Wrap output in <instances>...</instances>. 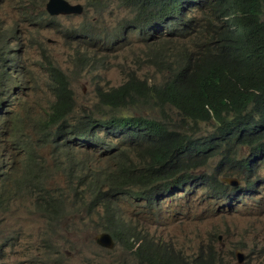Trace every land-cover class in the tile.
Masks as SVG:
<instances>
[{
	"label": "clouds",
	"instance_id": "clouds-1",
	"mask_svg": "<svg viewBox=\"0 0 264 264\" xmlns=\"http://www.w3.org/2000/svg\"><path fill=\"white\" fill-rule=\"evenodd\" d=\"M50 1L43 0L44 10L39 13L34 11L35 7L26 8L23 6L20 9L21 17L19 20L9 18L4 13H2L4 18L0 17L1 215H7L12 207V203L19 197H33L37 201L36 212L43 217H48L47 220L51 223L49 229H57L59 237H61L65 232H61L58 229L68 220L67 217L71 214L69 209H76L78 205L83 206L86 204L85 196L69 202L63 198L64 191L67 189L77 190L76 194L78 195L79 189L86 190L87 187L94 185L97 189L93 193V200L87 202V207L89 211H92L102 205L103 221L106 222L105 232L99 233L95 237L97 245L106 250H113L116 247V242H127L126 244L131 248L130 243H136L137 241L138 244L135 246L137 248L140 243H143L142 239L138 241L139 229L130 227L126 221L124 222L117 215L113 203L109 200V194H123L126 196L130 192H133L136 198L145 200L147 207L156 213L158 211L156 206L160 203L161 199H163L162 202H165L168 198L183 192L187 187H190V194L201 193L202 196L208 199L225 198L227 199L226 203L230 201L235 203L244 189L251 194L258 192L255 191L260 188V185L257 183L260 180V175L264 173V149L259 148L254 150L250 146H243L237 150V156H234L238 163L237 165L240 168L244 163L250 165L248 168L241 169L240 177H229V175L216 176L214 174L221 160L220 155L227 151L226 149H220L218 151L219 155L213 154L205 161L193 153L191 142L201 141L202 137L211 135L214 130L211 129L205 134H199L200 126L206 124L213 127V123H200L198 128L192 129L193 125H190L188 128L180 129L177 128L179 124L170 115L171 108L166 106L161 109L156 105L153 108H142L139 114H136L131 109H122L120 107L109 109L106 112L110 114L103 117L105 111L99 109L102 95L108 94L114 88L117 89L125 85L131 79L143 82L150 88L166 85L169 89V84L175 81L174 74L167 71V68L178 62V59L175 58L178 51L189 50L190 48L184 44L181 38L173 35L174 33L171 34L174 30L163 31L159 28L160 24H154L153 26L157 28L156 31L162 32L159 36H155L153 41L150 40L149 42H147L148 36H140L138 34L139 31L146 29L137 30L134 28L135 23H129L128 20L119 24L116 33L109 36H98L95 34V27L90 23L67 27L64 36L58 38V40L65 43L71 51V57L74 58L73 60L77 64V68L71 72L48 57L47 73L51 81V84L48 85V91L53 100L48 112L45 114L46 117L41 121L34 122L29 117L22 119L21 116L13 117L12 119L15 122L12 119L6 120L5 117L8 116L6 114L14 115L17 113L14 111L15 103L5 104L16 100L18 90H23V84L19 82L22 73L19 71L15 72V69L19 66V61L16 57L20 55L24 48L23 44H19L23 35L22 25H26L27 30L30 32L43 33L46 32L43 22L62 23V18L64 17L80 16L83 14L84 7L80 4L75 5L70 0L65 1L70 6H80L82 8L81 13L51 14L47 8ZM89 6L87 4V8ZM131 33L135 34L137 38H133ZM170 37H173L175 41L168 45L171 49L166 50L165 45L161 41L164 38ZM33 40L35 39L31 38V42ZM103 40H110L106 44L107 46L129 44L133 41L146 43L150 53L146 59H136V65H145L146 70H152L151 77L153 81H150L149 77L139 75L136 71H131L133 74H125L127 78L123 84L110 85L103 81L96 83L93 90L94 101L92 102H95L94 105L84 110L85 115L82 118L75 119L77 116L76 108L80 103L72 87L71 78L67 76V73H74L77 75V78L86 74H93L95 78L100 76V72L106 66L108 58H94L92 49L88 51L87 45L93 42L92 44H96L99 48V43ZM101 46L100 44V48ZM107 46H104V48ZM169 52L175 54H172L167 59H157V54L159 55L160 53L164 57ZM141 61L142 63L140 64ZM4 68L6 69L5 71ZM13 73H15L14 76ZM56 73L66 75L68 88L75 102L74 111L69 115L64 116L65 113L63 111L53 109V105H56L58 101L54 92ZM129 103L130 100L127 98V105ZM120 110L128 112L120 117L117 115ZM94 113L100 114L99 118L101 120L92 116ZM172 113L174 116L177 115L175 111H172ZM130 115L144 118L145 120H152L163 125L170 132L178 131L181 137L171 141L173 142V146L171 142L163 145L158 137L148 128L126 125L124 132L130 134L131 140L122 142L116 135L118 132L107 130L100 125V122L104 121L107 123L114 118H125ZM87 117H91L96 121L90 122L88 126H85V123H88ZM58 127H61L62 132L57 130ZM193 131L197 132L195 138H189ZM107 133L117 136L121 144L127 146L130 150L133 148L134 151L131 156L127 152H124L121 156L124 161L119 163L116 171L110 174L109 170L104 180H100L99 176L91 172H85L87 165L84 160L87 153L82 150L80 145H83L82 143L106 142L105 147L111 152ZM119 133L122 132L119 131ZM99 134H102V138H99ZM57 135L62 138L59 142L56 141ZM212 160L216 161L213 168H206L207 164ZM124 170L125 174H123V177L125 182H122L119 172L123 173ZM212 177L219 179V182L223 184V189L215 183L214 179L211 180ZM226 177L229 178L223 179ZM112 180H115V184L111 183ZM242 182H244V186H242ZM250 183L253 186H250ZM133 187L139 188L142 191L128 190ZM57 195L58 197H56ZM102 235L108 237L113 242L112 248L99 244L98 238ZM126 238H128L127 241ZM150 245L154 244L151 243ZM154 246L159 247L160 245ZM170 248L169 245H165V249ZM175 255L183 257L181 252ZM198 255L199 253L192 259L183 258L189 261L194 260ZM236 255L237 264H243L245 261L243 253L238 251ZM239 255L244 257L242 263L239 262ZM216 261L217 264H222L218 258Z\"/></svg>",
	"mask_w": 264,
	"mask_h": 264
},
{
	"label": "rangeland",
	"instance_id": "rangeland-1",
	"mask_svg": "<svg viewBox=\"0 0 264 264\" xmlns=\"http://www.w3.org/2000/svg\"><path fill=\"white\" fill-rule=\"evenodd\" d=\"M70 2L82 5L83 14L64 17L62 23L43 22L46 31L43 33L30 32L26 25H22L23 35L19 44H23L24 48L16 57L19 66L15 72L22 73L19 82L23 84V90H18L16 100L5 104L15 103L14 111L17 113L6 114V120L21 116L22 119L29 117L34 122L46 117L45 114L53 100L48 91V85L51 84L47 73L48 57L71 72L77 68L71 51L65 43L58 40L64 36L67 27L90 23L95 27V34L109 36L116 33L119 24L136 17V12L125 6L121 0ZM87 4L90 5L88 8ZM23 6L35 7L36 13L44 10L43 0H0V17L4 18V13L9 18L19 20ZM198 17L201 19L200 14ZM131 36L137 38L133 33ZM31 38L35 40L31 42ZM194 38V33H187L188 40ZM174 41L175 39L170 37L164 38L161 43L169 50L171 47L168 45ZM108 42L110 40L101 41L99 48L96 44L93 45V42L87 45L88 51L92 49L94 58H108L100 76L95 78L93 74H86L77 78L74 73H67L80 103L76 108L75 119L82 118L85 115L84 110L94 105L95 102L92 101L96 83L103 81L110 85L123 84L127 78L125 74H133L131 71H136L153 81L152 70H146L145 65H136V59H146L150 53L146 43L133 41L129 44L107 46ZM100 44L103 47L100 48ZM127 112L120 110L117 115L121 117ZM108 114L105 111L103 117ZM99 115L94 113L92 116L101 120ZM12 121L15 122L14 119ZM211 129L212 126L202 124L199 134H205ZM106 135L111 152L105 147L106 142L80 145L87 153L84 160L87 165L85 172L99 176L100 180H104L109 170L110 174L116 171L119 163L124 161L121 158L124 152L131 156L134 151L133 148L130 150L121 144L117 136L108 133ZM99 138H102V134H99ZM215 163V160L210 161L206 168L212 169ZM263 177L264 173L260 175L257 183L260 188L255 190L259 193L251 194L244 189L235 203H226L225 198L208 199L201 193L190 194V187L165 202L161 199L156 206V213L147 207L145 200L136 198L133 192L126 196L109 194V200L124 222L139 229L138 236L143 244H159L158 248L169 245L175 250L174 254L181 252L186 259H192L198 253L211 255L218 258L222 264H237L236 253L241 251L245 256L243 264H264ZM227 178L229 177L223 179ZM242 183L244 186V182ZM96 189L94 185L87 187V191L79 189L78 195L77 190L64 191L63 198L69 202L85 196L86 204L69 209L71 214L67 217L68 220L58 229L65 232L61 237L57 229H49L51 223L47 220L48 217L36 212V199L19 197L12 203L7 215L0 214V264H138L140 259L136 250H131L127 242H116L113 250L103 249L95 242V237L105 232L106 225L103 221L102 205L92 211L87 207V202L93 200ZM128 190L142 191L135 187ZM210 249L213 251L211 254Z\"/></svg>",
	"mask_w": 264,
	"mask_h": 264
},
{
	"label": "trees",
	"instance_id": "trees-1",
	"mask_svg": "<svg viewBox=\"0 0 264 264\" xmlns=\"http://www.w3.org/2000/svg\"><path fill=\"white\" fill-rule=\"evenodd\" d=\"M121 1L136 12V17L128 21L135 23L137 30L146 29L138 34L148 36L147 42L160 35L162 31H156L153 26L160 24L159 28L163 31L174 30L171 34L181 38L190 51H178L175 55L178 62L167 68L175 76V81L169 84L170 89L166 85L150 88L131 79L102 95L99 109L107 111L120 107L139 114L142 108L156 105L163 109L167 106L171 108L170 115L179 124L177 128L193 125V129L198 128L200 123H213L211 135L191 142L193 153L205 161L213 154L219 155L220 149H226L220 155L221 160L214 174L240 177L241 169L250 165L244 163L241 168L237 165V150L243 146L264 149V0ZM188 32L194 33L193 40L187 39ZM172 54L175 53L169 52L163 57L159 53L157 59H167ZM65 77L56 73L54 92L58 101L53 105V109L63 111L64 116L71 114L75 108ZM172 111L177 115L174 116ZM86 120L88 123L85 126L96 121L91 117ZM100 125L118 132L116 135L122 142L131 140L130 134L124 132L126 125L148 128L163 145L181 137L178 131L170 132L159 123L132 115L114 118L107 123L103 121ZM57 130L62 132L61 127ZM196 133L193 131L189 138H195ZM61 139L56 136L57 142ZM171 144L173 146V142ZM123 174L125 170L119 172L121 181L125 182ZM214 181L223 189L219 179ZM111 183L115 184V180ZM250 186L253 184L250 183ZM137 244V241L131 242V250ZM150 244L140 243L135 249L140 259L138 264H217V258L211 255L199 253L194 260L187 261L175 255L172 248H158ZM212 252L210 249L209 253Z\"/></svg>",
	"mask_w": 264,
	"mask_h": 264
},
{
	"label": "water",
	"instance_id": "water-1",
	"mask_svg": "<svg viewBox=\"0 0 264 264\" xmlns=\"http://www.w3.org/2000/svg\"><path fill=\"white\" fill-rule=\"evenodd\" d=\"M47 8L51 14H71V13H81L82 8L80 6H70L68 2L65 0H51L50 3L47 5ZM99 244L112 248L113 247V242L109 240L108 237L106 236H100L98 238ZM239 262L242 263L244 260V257L242 255H239Z\"/></svg>",
	"mask_w": 264,
	"mask_h": 264
}]
</instances>
